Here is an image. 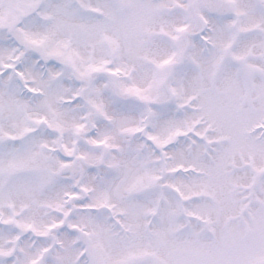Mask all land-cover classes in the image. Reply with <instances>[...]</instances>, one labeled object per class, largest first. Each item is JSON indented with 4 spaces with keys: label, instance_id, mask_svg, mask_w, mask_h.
<instances>
[{
    "label": "snow or ice",
    "instance_id": "1",
    "mask_svg": "<svg viewBox=\"0 0 264 264\" xmlns=\"http://www.w3.org/2000/svg\"><path fill=\"white\" fill-rule=\"evenodd\" d=\"M0 264H264V0H0Z\"/></svg>",
    "mask_w": 264,
    "mask_h": 264
}]
</instances>
